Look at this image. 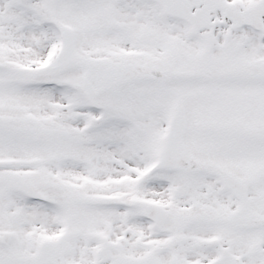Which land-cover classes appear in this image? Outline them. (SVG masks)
Instances as JSON below:
<instances>
[{"label": "snow or ice", "instance_id": "snow-or-ice-1", "mask_svg": "<svg viewBox=\"0 0 264 264\" xmlns=\"http://www.w3.org/2000/svg\"><path fill=\"white\" fill-rule=\"evenodd\" d=\"M0 264H264V0H0Z\"/></svg>", "mask_w": 264, "mask_h": 264}]
</instances>
